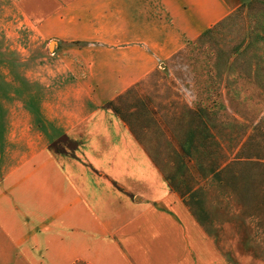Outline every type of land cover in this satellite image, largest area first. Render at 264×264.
I'll return each mask as SVG.
<instances>
[{"label": "crops", "instance_id": "crops-1", "mask_svg": "<svg viewBox=\"0 0 264 264\" xmlns=\"http://www.w3.org/2000/svg\"><path fill=\"white\" fill-rule=\"evenodd\" d=\"M253 1L10 0L56 43L60 67L49 72L58 85L16 115L0 104V264H264V229L244 225L242 203L202 200L210 231L171 187L146 146L164 128L143 95L148 78Z\"/></svg>", "mask_w": 264, "mask_h": 264}, {"label": "rangeland", "instance_id": "rangeland-1", "mask_svg": "<svg viewBox=\"0 0 264 264\" xmlns=\"http://www.w3.org/2000/svg\"><path fill=\"white\" fill-rule=\"evenodd\" d=\"M193 44L172 59L166 70L143 83L147 90L143 95L148 102L151 101L149 106L152 109L156 107L164 128H156L154 140L146 142L147 149L156 148L151 152L159 160L162 159V146L159 144L165 141L164 136H169L173 146H177L175 135L178 131L175 128L179 130L181 126L177 118L188 102L194 108L203 106L218 111L223 130L216 131V134L221 138L228 128L232 136H237L245 127L252 131L260 120H264V0H255L247 8L238 10L201 43ZM55 47V42L48 47L40 35L24 23L10 0H0V104L3 105V117L9 118L11 111L16 115L20 109L15 107L19 105L20 108L21 103L29 98L36 100L44 96V84L58 85V77L49 75L50 71L60 67L58 59L49 56V48L54 51ZM46 94L52 95L50 92ZM132 101L138 104L136 97ZM119 103L122 113L126 114L125 104ZM126 116H129L128 113ZM164 119L172 123V133L163 123ZM226 122L230 124L227 127L224 125ZM239 123L245 126L244 129L241 130ZM8 128L11 129L9 124ZM250 179L249 176L245 179L247 187L243 200L238 199L230 187L212 179L199 181L204 189L197 198L201 195L215 204L221 200L229 211L240 210L241 204L237 202L234 205V200H237L242 203V211L248 217L244 225L248 229H264V200L252 198L248 187ZM191 202L202 223L212 231L213 226L202 200ZM262 234L256 236L259 238L258 245H264V232ZM258 252L262 258L259 261L264 263V252L261 249Z\"/></svg>", "mask_w": 264, "mask_h": 264}, {"label": "trees", "instance_id": "trees-1", "mask_svg": "<svg viewBox=\"0 0 264 264\" xmlns=\"http://www.w3.org/2000/svg\"><path fill=\"white\" fill-rule=\"evenodd\" d=\"M221 24L206 31L194 44L201 43ZM230 93L228 89L232 97ZM115 110L121 114L119 108L115 107ZM218 118V111L203 106L182 108L177 121L181 126L179 130L175 128L178 131L175 135L177 146H173L172 141L163 140L159 144L162 159L155 155L154 159L164 168L171 187L187 200H205L201 197L204 188L199 181L209 179L230 187L234 195L243 200L248 176L251 178L248 187L252 198L264 200V120H260L252 131L239 123L241 130L245 127L240 135L232 136L228 128L221 138L216 134V131L223 130ZM227 123H224L226 127L230 125ZM198 193L201 194L199 199Z\"/></svg>", "mask_w": 264, "mask_h": 264}]
</instances>
